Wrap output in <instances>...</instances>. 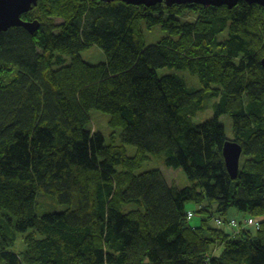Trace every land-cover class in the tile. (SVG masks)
<instances>
[{
	"label": "trees",
	"instance_id": "trees-1",
	"mask_svg": "<svg viewBox=\"0 0 264 264\" xmlns=\"http://www.w3.org/2000/svg\"><path fill=\"white\" fill-rule=\"evenodd\" d=\"M22 19L40 29L0 34V264H264V8L40 0ZM144 21L167 37L147 46ZM94 46L105 63L83 60ZM164 68L189 72L199 89L159 78ZM208 99L214 117L197 124ZM92 110L111 116V144L90 130ZM227 141L246 158L235 181ZM161 154L189 187L161 170L138 174ZM39 192L68 209L38 216ZM250 218L259 230L241 225Z\"/></svg>",
	"mask_w": 264,
	"mask_h": 264
},
{
	"label": "rangeland",
	"instance_id": "rangeland-1",
	"mask_svg": "<svg viewBox=\"0 0 264 264\" xmlns=\"http://www.w3.org/2000/svg\"><path fill=\"white\" fill-rule=\"evenodd\" d=\"M185 17L186 20L194 21L196 18V14H194L192 11H185ZM57 23H61V20H56ZM142 28L144 31L145 36V42L147 46H154L157 45L163 38L167 37V33L162 31L160 26H154L151 29L148 28L147 23L144 21L142 22ZM227 36V33H224L219 36L220 40H225ZM84 61L89 63L90 65H99L106 62V55L103 50H101L99 47L94 46L81 54ZM158 76L163 77L166 75H175L176 77H179L183 79L188 86L190 90H195L199 88V81L196 77L192 76L187 71H179L175 69H162L158 70ZM217 100L215 99H208L206 101V110L199 112L194 118V122L197 124H202L214 117V109L213 105L215 104ZM91 118V124H90V130L94 132L101 133L106 141V144L109 145L112 143V134L114 133V130L109 127V121L110 116L96 111L92 110L90 113ZM221 125L224 126L226 136L229 140L234 139V129H233V122L232 119L229 116H222L220 118ZM121 131L117 130L116 134V145H122L121 144ZM127 150V154L130 157H135L138 153V149L134 146H125ZM245 157L241 158L240 164L244 165ZM166 156L164 154L161 155H151L150 160L146 162L143 167L138 171V174L145 173L152 170H161L168 183L170 185L176 186L177 188H185L189 187L191 185L190 180L186 176V174L183 172L182 169H169L165 165ZM134 205H129V207H133ZM189 208L195 212L194 218L190 221L192 226H199L201 223L202 216L197 214V207L190 205ZM68 209L67 205L60 204L57 199L54 197L47 195L43 192H39L36 197V203H35V211L38 216H44L47 214H53V213H62ZM213 225V223H212ZM26 249V245L23 242L22 235L18 238L15 247L13 248V251L16 253L24 252ZM215 250H221L220 245L216 246Z\"/></svg>",
	"mask_w": 264,
	"mask_h": 264
},
{
	"label": "water",
	"instance_id": "water-1",
	"mask_svg": "<svg viewBox=\"0 0 264 264\" xmlns=\"http://www.w3.org/2000/svg\"><path fill=\"white\" fill-rule=\"evenodd\" d=\"M109 3L112 0H99ZM124 1L129 5L145 6L151 8L157 5H165L173 7L175 5H199L203 7H227L233 10L241 2H246L251 5L257 4L264 7V0H116ZM40 0H0V34L7 32L12 28H23L31 35H34L40 29L38 21L27 22L22 19V16L30 13L39 4ZM264 68V58L262 60ZM223 157L226 163L228 173L233 180L238 177L240 170V161L243 154L242 147L233 141H227L223 146Z\"/></svg>",
	"mask_w": 264,
	"mask_h": 264
},
{
	"label": "built area",
	"instance_id": "built-area-1",
	"mask_svg": "<svg viewBox=\"0 0 264 264\" xmlns=\"http://www.w3.org/2000/svg\"><path fill=\"white\" fill-rule=\"evenodd\" d=\"M192 217V214L190 213L189 215H188V218H191ZM233 226H237V228L239 227V224L238 223H233ZM244 226L245 227H247V226H251V227H254V228H256V229H258L259 228V224L255 221V220H253V219H249V220H247V221H245V223H244Z\"/></svg>",
	"mask_w": 264,
	"mask_h": 264
},
{
	"label": "bare ground",
	"instance_id": "bare-ground-1",
	"mask_svg": "<svg viewBox=\"0 0 264 264\" xmlns=\"http://www.w3.org/2000/svg\"><path fill=\"white\" fill-rule=\"evenodd\" d=\"M115 2H121V3H124V4H127V5H129L128 3H126V2H124V1H116V0H112V1H110L109 3H106V2H103V3H106V4H112V3H115ZM246 3V2H245ZM240 4V3H239ZM238 4V5H239ZM249 4V3H248ZM251 5V4H250ZM257 5V4H256ZM131 6H134V5H131ZM260 6V5H259ZM135 7H141V6H135ZM145 7V6H144ZM237 7V6H236ZM262 7V6H261ZM217 8V7H216ZM220 8H222V7H220ZM264 8V7H263ZM92 48V47H91ZM164 69H166V68H164ZM160 70H162V69H160ZM189 73V72H188ZM158 74V73H157ZM172 76H175V75H172ZM164 77V76H163ZM163 77H159V78H163ZM177 78H179V77H177ZM180 79V78H179ZM199 89V88H198ZM110 116V115H109ZM110 118H111V116H110ZM223 150V149H222ZM243 150V149H242ZM222 153H223V151H222ZM169 169H172V168H169ZM240 171V170H239ZM141 174V173H140ZM238 176H239V172H238ZM238 178V177H237ZM235 181V180H234ZM125 209V208H124Z\"/></svg>",
	"mask_w": 264,
	"mask_h": 264
},
{
	"label": "crops",
	"instance_id": "crops-1",
	"mask_svg": "<svg viewBox=\"0 0 264 264\" xmlns=\"http://www.w3.org/2000/svg\"><path fill=\"white\" fill-rule=\"evenodd\" d=\"M232 220H236V221H238V222H240V221H242V217H241V215L240 214H238L236 211H233L232 213ZM228 229H231V228H229L228 227ZM222 250V249H221ZM221 250H218V252H217V254H219V252L221 251Z\"/></svg>",
	"mask_w": 264,
	"mask_h": 264
}]
</instances>
